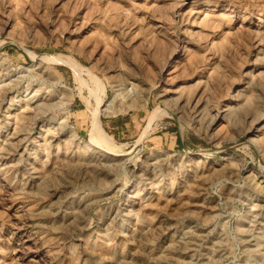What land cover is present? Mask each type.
<instances>
[{
    "label": "rangeland",
    "instance_id": "374dc122",
    "mask_svg": "<svg viewBox=\"0 0 264 264\" xmlns=\"http://www.w3.org/2000/svg\"><path fill=\"white\" fill-rule=\"evenodd\" d=\"M0 126V264H264V0H0Z\"/></svg>",
    "mask_w": 264,
    "mask_h": 264
},
{
    "label": "bare ground",
    "instance_id": "6f19581e",
    "mask_svg": "<svg viewBox=\"0 0 264 264\" xmlns=\"http://www.w3.org/2000/svg\"><path fill=\"white\" fill-rule=\"evenodd\" d=\"M204 11V10H203ZM224 28V27H223ZM229 29H231V28H229ZM227 31V30H226ZM217 34V33H216ZM226 34V33H225ZM221 37H222V35H220ZM215 39H217V38H215ZM210 42V41H209ZM32 55H35L34 53H32ZM56 56V55H55ZM34 58L36 57V56H33ZM43 57H46L45 55H42V56H40L39 57V59H43ZM52 57H54V56H52ZM58 57H60L59 55H58ZM55 58V57H54ZM61 58V57H60ZM78 64V63H77ZM103 87V86H102ZM104 88V87H103ZM11 101H13V99H11ZM100 104L101 103H99V106H100ZM98 106V107H99ZM9 111V110H8ZM99 111L100 110H97V111H95L93 114H94V123L93 124H95L94 125V129H96V131H97V133H98V135H99V140H100V142L103 144V146L105 145L106 147H108V148H106L109 152H112V151H119L117 148H115L114 147V145H113V142H112V140L108 137V135L106 136L105 134H104V132H102L101 130H99V129H102L101 128V126H100V114H99ZM6 113V112H5ZM12 113V112H11ZM11 120V119H10ZM5 127L6 128H8L9 127V121H7V124L5 125ZM4 127L3 126H0V129H3ZM5 128V129H6ZM115 155V154H114Z\"/></svg>",
    "mask_w": 264,
    "mask_h": 264
}]
</instances>
